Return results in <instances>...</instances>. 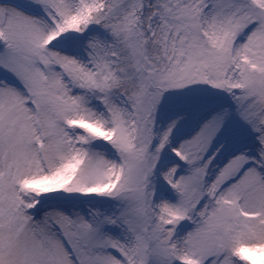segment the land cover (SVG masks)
Listing matches in <instances>:
<instances>
[{"label": "snow or ice", "instance_id": "obj_1", "mask_svg": "<svg viewBox=\"0 0 264 264\" xmlns=\"http://www.w3.org/2000/svg\"><path fill=\"white\" fill-rule=\"evenodd\" d=\"M0 264H264V0H0Z\"/></svg>", "mask_w": 264, "mask_h": 264}]
</instances>
